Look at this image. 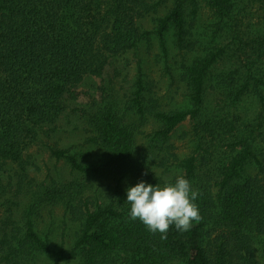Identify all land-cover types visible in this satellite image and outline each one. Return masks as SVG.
Wrapping results in <instances>:
<instances>
[{"label":"trees","instance_id":"1","mask_svg":"<svg viewBox=\"0 0 264 264\" xmlns=\"http://www.w3.org/2000/svg\"><path fill=\"white\" fill-rule=\"evenodd\" d=\"M206 3L219 20L213 38L195 30L193 2L192 18L180 0L164 15L150 0H0V200H10L6 196L11 182L6 183L4 165L10 161L24 166L25 153L41 140L42 131L51 133L82 118L93 133L89 141L106 152L102 168L90 167L69 149L49 145L52 156L66 161L76 177L50 194L45 186L42 191H28L29 208H24L22 218L11 211L0 218V264H36L41 256H48L52 264H114L118 253L126 264H167L173 259L181 264H264V139L260 144L254 135L259 115L244 117L236 109L233 121L239 128L227 120L234 131L225 145L231 154L213 185L198 182L197 155L176 164L179 175L199 192L200 219L184 232L170 226L162 238L128 215V186L140 180L162 182L138 157L135 125L125 123L109 102L81 106L80 89L87 81L101 78L111 60L150 43L153 36L167 58L170 34L176 48L199 49L184 67L190 107L154 111L162 124L157 136L168 139L192 121L201 148L198 121L220 116L207 107L212 96L222 100L234 96L232 105L248 90L264 105V0ZM255 5L262 9L263 26L245 30L241 20L237 24V16ZM147 19L154 22L153 29L146 28ZM231 44L238 55L229 49ZM234 56L239 60L234 69L220 68ZM143 93L140 78L128 106L141 121L147 111ZM262 127L260 123L259 135H264ZM251 167L253 173L247 174ZM97 180L109 183L101 186ZM56 196L78 222L68 250L64 242L54 246L49 232L40 231L37 223L38 207Z\"/></svg>","mask_w":264,"mask_h":264},{"label":"rangeland","instance_id":"2","mask_svg":"<svg viewBox=\"0 0 264 264\" xmlns=\"http://www.w3.org/2000/svg\"><path fill=\"white\" fill-rule=\"evenodd\" d=\"M176 0H150L151 5L158 3V14L164 15L174 5ZM184 4L185 10L192 17L193 4H196V21L193 23L196 31L206 32L205 35L213 38V33H217L218 18L216 14L207 6L206 0H180ZM193 2V4H192ZM237 24L242 21V26L257 29L263 26L262 9L254 6L246 14L237 16ZM150 18V17H147ZM193 18V17H192ZM147 29L154 28V22L146 20ZM251 26V27H250ZM224 44L229 39H226ZM169 56L165 58L162 48L156 36L152 37L150 43L143 42L137 50H130L110 61L108 68L101 78H93L84 84L80 89V99L82 107H94L97 102H109L120 111L119 115L125 123L134 124L137 130L135 141L138 157L141 161H146L150 173L162 179L158 182L161 186L179 175L176 166L188 155H197L200 162L198 181L200 185H213L219 174L220 167L231 154L225 145L227 138L233 135V130L228 121H233L234 111L237 114L249 118V113L259 115V120L254 122L256 140L262 144L264 135H259L258 125L264 132V105L259 101L253 91H245L241 94L240 100L231 105V96L228 100L216 97L210 98L207 107L216 109L219 117L214 116L209 122L198 121L200 136L203 138L201 148L197 147L195 138L196 129L192 121H187L179 127L168 139H162L156 132L162 126L161 122L153 115L154 111L171 112L174 110H185L190 107L188 100L189 89L184 75L187 65H189L196 55L199 46L194 52H186L174 46L173 38L170 34ZM243 43H245L243 41ZM246 50L248 48L244 47ZM229 49L235 51L234 45H229ZM236 52V51H235ZM237 53V52H236ZM238 55V53H237ZM239 64L237 56L232 61L226 59L220 68L229 72ZM231 66V67H230ZM230 67V68H228ZM217 73V72H216ZM228 74V73H227ZM144 83V105L147 107L145 119L141 121L140 115L131 111L128 101L137 89L138 79ZM236 86L232 88L236 91ZM242 97V98H241ZM207 115V113H206ZM209 115V114H208ZM78 118V117H77ZM225 118V119H224ZM66 121H62L64 123ZM82 118L73 119L72 125L60 127L54 132H40L41 142L32 146L24 156V166L17 162L8 161L3 167L5 177L11 186L8 188L6 199L0 200V218L6 212L11 211L15 217L22 218L24 208H29L26 193L28 191H42V187H47L48 194L55 191L68 181L75 179L70 165L64 160H57L52 156L49 145L58 144L67 148L71 153L76 154L80 162L85 166L103 167L106 152L99 145L89 141L93 133L85 127ZM235 123V122H234ZM242 121H239L241 124ZM236 127H241L235 123ZM104 163V164H103ZM253 173V168L248 169L247 174ZM142 175V173H140ZM144 178V177H143ZM21 182V183H19ZM155 185L154 182L150 181ZM101 186L108 185L109 181L97 180ZM157 183V184H158ZM17 189H21L16 193ZM216 191V188H214ZM51 195H49L50 197ZM12 201L13 203L9 202ZM28 203V204H27ZM36 215L40 231L49 232L53 245L65 243L66 250L70 249L74 243V237L78 229V222L71 218L69 212L59 197L47 199L38 209ZM67 213V214H66ZM66 214V219H65ZM67 220V221H66ZM114 264H126L125 257L118 253L114 256ZM36 264H52L48 256L37 259ZM167 264H181L173 259Z\"/></svg>","mask_w":264,"mask_h":264},{"label":"clouds","instance_id":"3","mask_svg":"<svg viewBox=\"0 0 264 264\" xmlns=\"http://www.w3.org/2000/svg\"><path fill=\"white\" fill-rule=\"evenodd\" d=\"M198 197L199 192L184 175H177L174 182L163 186L140 180L126 188L129 217L138 219L148 231L161 233L162 238L170 226L184 232L194 220L200 219Z\"/></svg>","mask_w":264,"mask_h":264}]
</instances>
